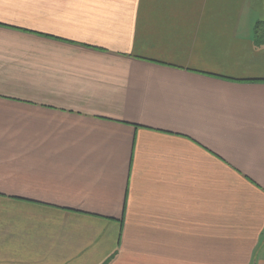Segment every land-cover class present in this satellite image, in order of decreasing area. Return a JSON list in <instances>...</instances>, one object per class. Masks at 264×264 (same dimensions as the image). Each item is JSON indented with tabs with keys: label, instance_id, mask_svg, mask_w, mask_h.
Listing matches in <instances>:
<instances>
[{
	"label": "crops",
	"instance_id": "crops-1",
	"mask_svg": "<svg viewBox=\"0 0 264 264\" xmlns=\"http://www.w3.org/2000/svg\"><path fill=\"white\" fill-rule=\"evenodd\" d=\"M253 8L0 0V264H264Z\"/></svg>",
	"mask_w": 264,
	"mask_h": 264
},
{
	"label": "rangeland",
	"instance_id": "rangeland-1",
	"mask_svg": "<svg viewBox=\"0 0 264 264\" xmlns=\"http://www.w3.org/2000/svg\"><path fill=\"white\" fill-rule=\"evenodd\" d=\"M254 8H253V15L252 20L256 23V25L261 24L262 29L260 32L263 31L264 28V0H253Z\"/></svg>",
	"mask_w": 264,
	"mask_h": 264
},
{
	"label": "trees",
	"instance_id": "trees-1",
	"mask_svg": "<svg viewBox=\"0 0 264 264\" xmlns=\"http://www.w3.org/2000/svg\"><path fill=\"white\" fill-rule=\"evenodd\" d=\"M257 27H261L262 28V25L261 24H259ZM263 32H264V28H263ZM260 42V41H259Z\"/></svg>",
	"mask_w": 264,
	"mask_h": 264
}]
</instances>
